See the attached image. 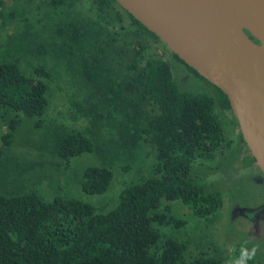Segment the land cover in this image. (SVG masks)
Segmentation results:
<instances>
[{"label":"rangeland","instance_id":"rangeland-1","mask_svg":"<svg viewBox=\"0 0 264 264\" xmlns=\"http://www.w3.org/2000/svg\"><path fill=\"white\" fill-rule=\"evenodd\" d=\"M122 16L120 22L113 12H99L92 0H76L58 9L41 0H0V61H16L28 76L33 75L34 66H45L52 72L47 81L49 105L39 127L34 125V119L18 114L20 123L5 144L2 135L9 131L8 121L16 113L9 109L0 113L1 194L34 191L47 201L56 195L73 197L106 212L115 205L123 187L150 175L155 150L142 128L156 110L136 97L121 65V48H131L138 31L134 25H130V31L125 30L123 27L130 21L123 12ZM70 18L79 21L82 37L75 53L65 57L60 46L69 40L65 23ZM143 36L137 37L170 62L180 89L213 93L208 83L170 56L165 44L148 34ZM86 65L92 72L89 78L84 73ZM93 113L100 116L94 118ZM217 113L229 145L224 143L213 160L196 163L192 173L208 181V190L221 193L222 207L213 216L201 219L181 201H162L159 212L169 210L170 215L185 223L180 227H156L163 239L170 237L186 243L187 259L233 258L239 247L257 246L255 258L264 264L263 233L258 229L250 232L247 219L231 213L235 202L243 203L244 196L235 194L240 186L255 197L263 190V182L250 178L239 183L235 177L239 163L232 153L236 145L245 152V143L233 114L223 108H217ZM69 130L88 133L94 149L69 159L58 157V139ZM89 165L106 166L112 171L105 192L87 194L81 190L82 171Z\"/></svg>","mask_w":264,"mask_h":264},{"label":"trees","instance_id":"trees-1","mask_svg":"<svg viewBox=\"0 0 264 264\" xmlns=\"http://www.w3.org/2000/svg\"><path fill=\"white\" fill-rule=\"evenodd\" d=\"M41 1L58 9L76 0ZM92 2L99 12H113L120 22L123 12L130 21L123 28L130 31V25H134L138 30H134L132 47L121 48L119 56L136 97L156 110L142 128L154 147L155 161L150 175L123 187L115 205L106 212L73 197L56 195L47 201L34 191L0 193V264H229L246 246L239 247L233 258L187 259L186 243L170 237L163 239L156 227H180L185 223L170 215L168 207L167 213L159 212L162 201H181L201 219L213 216L222 207L221 193L208 190V181L194 177L192 172L196 163L213 160L224 143L229 145L217 113V108H230L226 95L168 50L174 60L208 83L213 93L180 89L170 62L137 37L148 34L161 42L157 36L116 0ZM65 27L69 40L62 43L60 52L70 57L82 30L75 18L67 20ZM98 49L102 51V45ZM37 51L42 53L41 48ZM32 71L33 75L28 76L16 61H0V113L3 109L16 113L8 121L9 131L2 135L5 144L20 123L18 114L34 119L36 127L43 123L49 105L47 81L52 72L45 66H34ZM84 71L88 78L92 75L89 65ZM93 149L94 141L88 133L69 130L58 139L55 152L69 159ZM247 158L253 161L252 156ZM112 177L109 167L89 165L82 171L81 190L103 193ZM248 264L260 263L254 258Z\"/></svg>","mask_w":264,"mask_h":264},{"label":"water","instance_id":"water-1","mask_svg":"<svg viewBox=\"0 0 264 264\" xmlns=\"http://www.w3.org/2000/svg\"><path fill=\"white\" fill-rule=\"evenodd\" d=\"M227 97L264 175V0H116Z\"/></svg>","mask_w":264,"mask_h":264},{"label":"flooded vegetation","instance_id":"flooded-vegetation-1","mask_svg":"<svg viewBox=\"0 0 264 264\" xmlns=\"http://www.w3.org/2000/svg\"><path fill=\"white\" fill-rule=\"evenodd\" d=\"M133 23H135V22H133ZM183 69H186V68L183 66ZM223 110H227L230 115L232 114L231 113L232 111L230 108H223ZM244 145H245V152H242L243 150H241L240 145H236L237 148H235L234 152L232 153L235 155V157L237 156L236 161H238V163H239L238 164L239 168H236L238 170V175L235 177H237V179H239V183L244 182V180H250V178L260 179L263 182V190H261L260 193H258L255 197H252L246 191V188L240 186V190L235 192V194L244 196L243 198L241 197V199L243 200V203L237 204V202H235L233 208L231 209V213L232 214L238 213V215L246 218L247 224L249 223V225L251 226V228H249L250 232H252V230L256 231L258 229L259 232L263 233V240L262 241H263V251H264V217H263L264 175H262V173L259 171V169H257L255 167L254 159H253V161H250L249 158H247L248 156H251V155L249 153L248 148L246 147V144H244ZM240 154H241V156H240ZM236 181H238V180H235V182ZM237 187H238V185L235 186L233 188V190H235ZM244 198H245V200H244ZM246 247H248V246H246Z\"/></svg>","mask_w":264,"mask_h":264},{"label":"clouds","instance_id":"clouds-1","mask_svg":"<svg viewBox=\"0 0 264 264\" xmlns=\"http://www.w3.org/2000/svg\"><path fill=\"white\" fill-rule=\"evenodd\" d=\"M258 252V247L253 246L242 247L238 253V256L235 260L229 262V264H248L249 261L254 260Z\"/></svg>","mask_w":264,"mask_h":264}]
</instances>
